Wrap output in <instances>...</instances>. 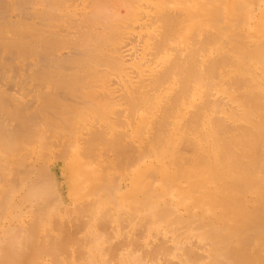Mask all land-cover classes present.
I'll return each mask as SVG.
<instances>
[{"label":"bare ground","instance_id":"bare-ground-1","mask_svg":"<svg viewBox=\"0 0 264 264\" xmlns=\"http://www.w3.org/2000/svg\"><path fill=\"white\" fill-rule=\"evenodd\" d=\"M70 1L0 0V264H264V0Z\"/></svg>","mask_w":264,"mask_h":264},{"label":"rangeland","instance_id":"rangeland-1","mask_svg":"<svg viewBox=\"0 0 264 264\" xmlns=\"http://www.w3.org/2000/svg\"><path fill=\"white\" fill-rule=\"evenodd\" d=\"M69 1H70V0H69ZM75 1H76V3H77V2L79 3V4L77 3L78 5H77V4L74 5L75 7L79 6V5L81 4V2H82L83 5L86 3V1H87V3H88V0H83L84 2H83L82 0H78V1H77V0H74V1H73V0H72V2L70 1V2L72 3V4L70 3V6H71V5L73 6V4H75ZM80 1H81V2H80ZM87 3H86V4H87ZM89 3L92 4L91 0H90ZM82 4L80 5V8L77 7V9L80 10V11L83 10L84 6L86 7L87 5H88V6L91 5V4H87V5H84V6H83ZM74 6H73V7H74ZM81 6H82V7H81ZM79 13H80V12H79ZM78 16H79V15H78ZM135 36H136V35H135ZM135 36L133 35V36L128 37L127 39L125 38V42H124V43H126V45H125V44H124V45L127 46L128 48H127V47L125 48V46H123V47H124L123 49L126 50V51H125V50L123 51V54H124V57H125V61H126V62H128L127 59H128V57H129V55H130V53L127 51V49H128V50L131 49L130 52L132 51L131 56H130L131 58L128 59L130 62H131V60H135L136 62L138 61V60L135 59L137 56H136V57H133V56H135V54L137 55V51H138V57H137V59H138L139 57L141 58V55H142L141 52L143 53L144 40H142V39L139 40L138 37H137V36L135 37ZM126 40H127V41H126ZM130 41H135V42H132V43H131ZM136 42H137L138 44L141 43V45L139 44L140 48L138 47L140 51L142 50L141 52L138 50V48H136V49L133 48V47H135V46L137 45ZM128 43H129V44H128ZM134 44H136V45L134 46ZM137 46H138V45H137ZM137 46H136V47H137ZM129 48H130V49H129ZM135 50H136V52H133V51H135ZM126 52H127V53H126ZM125 53H126V55H125ZM133 53H135V54L133 55ZM127 55H128V56H127ZM132 55H133V56H132ZM139 55H140V56H139ZM126 56H127V58H126ZM132 58H134V59H132ZM140 58H139V59H140ZM135 61H134V62H135ZM136 62H135V63H136ZM128 63H129V62H128ZM131 63H132V64H131ZM131 63H130V65H129L130 68L128 67V70H130V71L132 70V71L134 72V68H132V67H134V66H132V65L135 64V63H133V61H132ZM126 64H127V63H126ZM127 66H128V64H127ZM131 66H132V67H131ZM133 72H130V75H131V73H133ZM135 73H136V72H135ZM132 75H135V74L133 73ZM135 76H136V75H135ZM135 76H134V77H135ZM19 79H20V80H19V85H20V86H19V87H15V86L12 87V86L9 85V86H10L9 89H10L11 92H14V93H16V94L18 95V97H19V102H20L21 106H24V108H25V106H27L28 109H29V110H27V111H31V112H32V111L36 108V106H37V101H35V99H33V98L36 97V96H34V95H36V91H34L33 88H31V87H33V85H32L31 82L29 83V82L27 81L26 76L20 77ZM114 83H115V81H114ZM12 88H13L14 90H13ZM19 89H20V90H19ZM30 89H31V90H30ZM17 90H18V91H17ZM27 90H28V92H27ZM31 91H32V92H31ZM18 92H19V93H18ZM26 93H27V95H26ZM19 94H20V95H19ZM22 95H23V97H24L25 95H26V96H25L24 98H22ZM28 100H29V101H28ZM224 101H225V100H224ZM29 102H30V103H29ZM31 103H33L32 105H33L34 107L31 105ZM27 104H28L30 107H32V108L30 109V107H29ZM62 193H63V192H62ZM123 228H124V229H127V228H125V227H123ZM106 229H107V228H106ZM109 230H112V232L115 231V230H113L111 227L109 228ZM107 231H108V229H107ZM123 231H124V230H123ZM138 231H139V230H138ZM138 231H137L138 234H137V233H136V234L139 235V236H140V235L143 236V234L140 233V232H142L143 230H140L139 232H138ZM109 232H110V231H109ZM112 232H110V233H112ZM139 233H140V234H139ZM113 235H114V233H113ZM168 238H169L170 241H171V237H168ZM168 238H167V240L169 241ZM120 239H121V238H120ZM120 239L115 238L114 241H115V242L118 241V243H119V242H120ZM116 240H117V241H116ZM121 240H122V239H121ZM170 241H169V242H170ZM192 241H193V240H192ZM121 242H122V241H121ZM123 242H125V241H123ZM123 242H122V243H123ZM171 242H172V241H171ZM194 242H196V241L194 240ZM122 243H121V244H122ZM123 244H124V243H123ZM125 244H126V243H125ZM119 245H120V244H119ZM117 246H118V245H117ZM122 246H125V247H122ZM119 247H120V249H118ZM119 247H117V249H118L119 251H121V248H122V249L125 248V249H124L125 252L127 251L126 248H128V246L126 247V245H121V246H119ZM118 250H117V252H118ZM124 250H122V251H124ZM122 251L120 252L121 254H122ZM117 252H116V253H117ZM117 254H119V252H118ZM164 260H165V259H164ZM114 262H115V261H114ZM162 262L165 263L166 261H163V259H162L161 264H163ZM176 262H177V261H176ZM176 262H175V264H176ZM113 264H117V261H116V263H113ZM165 264H166V263H165ZM173 264H174V263H173ZM177 264H178V262H177Z\"/></svg>","mask_w":264,"mask_h":264}]
</instances>
